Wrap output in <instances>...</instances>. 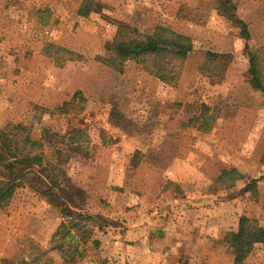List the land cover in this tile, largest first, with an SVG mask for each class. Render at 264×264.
I'll return each instance as SVG.
<instances>
[{
  "label": "rangeland",
  "instance_id": "1",
  "mask_svg": "<svg viewBox=\"0 0 264 264\" xmlns=\"http://www.w3.org/2000/svg\"><path fill=\"white\" fill-rule=\"evenodd\" d=\"M80 2L0 0V128L82 133L87 156L68 172L85 192V210L109 220L88 238L61 240L53 236L58 211L24 184L0 208V261L28 263L40 245L55 264H127L119 227L147 212L160 217L154 230L169 218L180 239H191L190 251L179 247L165 264H229L238 217L264 224V98L248 83L238 25L218 12L219 0H93L78 14ZM230 2L264 60V0ZM119 23L165 24L193 39L174 83L132 60L106 64ZM207 51L217 57L205 63ZM64 101L70 111L56 112ZM220 174L232 180L219 185ZM258 177L256 191L247 190ZM60 242L63 249L51 248ZM243 264H264V244Z\"/></svg>",
  "mask_w": 264,
  "mask_h": 264
},
{
  "label": "trees",
  "instance_id": "2",
  "mask_svg": "<svg viewBox=\"0 0 264 264\" xmlns=\"http://www.w3.org/2000/svg\"><path fill=\"white\" fill-rule=\"evenodd\" d=\"M92 2L93 0H81L77 13H89ZM219 2L222 10L218 12L238 25L239 37L244 40L248 83L252 88L259 90L264 98V60L259 57L257 50L249 48L248 26L244 20L236 17L230 0ZM192 48L193 39L188 34L165 24H156L147 30L133 24L119 23L107 45L104 61L108 65H114L132 60L149 68V72L161 82L174 83L179 76L181 64ZM215 57L217 53L207 51L205 63ZM74 97L83 99L79 90L74 92ZM69 105L70 102L64 101L55 111L67 113L70 111ZM87 152V143L82 133L65 136L50 133L46 129L38 137H34L30 128L21 123H12L0 128V208L8 203L17 187L27 184L58 211L62 223L53 236L60 232L61 240L65 237L78 239L79 233L81 239L88 238L93 225L100 229L104 225L102 222H108L109 219L99 212H94L93 215L85 210V192L72 180L68 172L70 162L79 159L75 157L87 156ZM260 178L250 179L247 190L256 191V183ZM230 180L231 177L220 174L215 182L225 185ZM89 222L91 228H88ZM92 242L98 244L97 239ZM230 244L232 256L229 264H243L256 245L264 244V224L255 218L240 215ZM37 246L38 251L29 254L28 263L23 259L17 262L18 259L2 258L0 264H55L45 256L48 248ZM51 248L63 249V245L61 242L55 243ZM22 255L23 253L20 257Z\"/></svg>",
  "mask_w": 264,
  "mask_h": 264
},
{
  "label": "crops",
  "instance_id": "3",
  "mask_svg": "<svg viewBox=\"0 0 264 264\" xmlns=\"http://www.w3.org/2000/svg\"><path fill=\"white\" fill-rule=\"evenodd\" d=\"M141 192L144 194H152L148 190H142V188ZM161 199L162 197H160V201ZM159 219L160 217H153V215H148L147 212L134 215V219L126 218V221L123 222V227H119L122 230V233L119 234L123 241V244L120 245L122 249L120 255L122 254L124 263L165 264L168 258L175 257L181 251L179 247H185L187 251L191 239L187 236L186 238L184 237L185 240L184 238L183 240L180 239L182 237L176 234L175 226L171 224L169 218H162L160 220L162 222L161 227L154 230L153 224ZM197 241L196 245H203L202 237L198 238ZM194 249L201 251L197 247H193L192 250L195 251ZM188 250L190 251V249Z\"/></svg>",
  "mask_w": 264,
  "mask_h": 264
}]
</instances>
